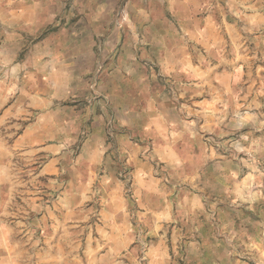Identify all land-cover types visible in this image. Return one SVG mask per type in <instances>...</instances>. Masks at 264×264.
Here are the masks:
<instances>
[{"label":"crops","instance_id":"0c3cea01","mask_svg":"<svg viewBox=\"0 0 264 264\" xmlns=\"http://www.w3.org/2000/svg\"><path fill=\"white\" fill-rule=\"evenodd\" d=\"M0 16L48 32L31 91L54 133L31 153L48 183H99L101 264H140L138 237L143 264L263 249L264 0H0Z\"/></svg>","mask_w":264,"mask_h":264},{"label":"rangeland","instance_id":"374dc122","mask_svg":"<svg viewBox=\"0 0 264 264\" xmlns=\"http://www.w3.org/2000/svg\"><path fill=\"white\" fill-rule=\"evenodd\" d=\"M47 33L10 26L0 16V264H101L99 183L86 198L76 194L77 183H62L64 174L61 183H48L40 174L48 155L31 153L54 133V107L36 104L39 94L31 91ZM125 185L131 195V183ZM259 207L264 220V203ZM138 242L143 264L148 241ZM235 252L246 264H264V239L262 250L238 245Z\"/></svg>","mask_w":264,"mask_h":264}]
</instances>
